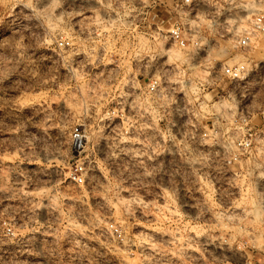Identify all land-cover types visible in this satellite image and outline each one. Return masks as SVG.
I'll return each mask as SVG.
<instances>
[{
    "label": "rangeland",
    "instance_id": "rangeland-1",
    "mask_svg": "<svg viewBox=\"0 0 264 264\" xmlns=\"http://www.w3.org/2000/svg\"><path fill=\"white\" fill-rule=\"evenodd\" d=\"M183 1L0 0V264H264V0Z\"/></svg>",
    "mask_w": 264,
    "mask_h": 264
},
{
    "label": "built area",
    "instance_id": "built-area-1",
    "mask_svg": "<svg viewBox=\"0 0 264 264\" xmlns=\"http://www.w3.org/2000/svg\"><path fill=\"white\" fill-rule=\"evenodd\" d=\"M182 5L187 6L188 11H186V15L190 16L194 11L195 3L192 0H184L181 3V6ZM179 6L180 5L177 4V7ZM254 21H255L256 27L259 30L264 31V16H256ZM168 35L170 39L173 41V43L176 44L179 48L185 49L187 47L189 39L187 37L186 31L179 25V23L175 22L171 24L170 29L168 31ZM250 43H251V38L248 36V37L242 38L238 42V45L242 48H246L250 46ZM224 73L232 80H242V83L249 82L253 76H257L259 74L257 69H248L244 64H236L231 67H226L224 69ZM146 88L149 94L154 95V94L160 93L161 87H160L159 79L152 78L151 81H149V83L146 85ZM73 136H74L75 142H79V143L82 142L83 137L81 135V132L78 129L74 131ZM248 136L249 138H251L252 134H249ZM250 146H251V139H246V137H244L242 139V150H247L248 148H250ZM73 179L79 183L83 182L82 168L78 169L74 173ZM107 232L112 237L117 239L118 241L123 242L124 240L123 233L119 228L115 226H110L107 229Z\"/></svg>",
    "mask_w": 264,
    "mask_h": 264
},
{
    "label": "bare ground",
    "instance_id": "bare-ground-1",
    "mask_svg": "<svg viewBox=\"0 0 264 264\" xmlns=\"http://www.w3.org/2000/svg\"><path fill=\"white\" fill-rule=\"evenodd\" d=\"M49 17V16H48ZM49 20V19H48ZM161 54H164V56L165 57H168V60L166 61V63L167 62H170V61H172V58H174V57H176V58H181L183 61H185L186 59H185V56H183L180 52H177V51H173V49H171V48H169V49H163L162 50V53ZM163 56V55H162ZM161 61V60H160ZM130 92V91H129ZM132 98V97H131ZM129 101V100H128ZM129 105L131 106V103H130V101H129ZM115 127L116 126H114V125H112V124H110L109 125V129H110V132L112 133V131L114 132V130H115ZM118 141V140H117ZM75 145H78L79 146V148L81 147V143H79V142H76L75 143ZM137 148V147H136ZM126 149V148H125ZM140 150V149H139ZM215 152V151H214ZM213 152V153H214ZM140 153V152H139ZM141 153H142V151H141ZM141 153H140V155H141ZM136 154V153H135ZM208 155V154H207ZM136 156V155H135ZM211 157V156H210ZM195 159V158H194ZM197 161V160H196ZM190 163V162H189ZM198 164V163H197ZM238 182V181H237ZM236 184V183H235ZM241 186V185H240ZM198 187V186H197ZM241 188V187H240ZM233 192L235 193V194H237V195H239L240 196V199H238V200H234L233 202H229V203H231V205L227 208V210L228 211H224V212H226V214H224L223 215V211L221 212L222 213V215H223V217H225V219H233L234 221H236L235 223H237V222H239V223H242V208H241V205H240V201H242V190L241 189H238V188H236V189H233ZM233 193V194H234ZM231 194V193H230ZM206 195V194H205ZM204 196V195H203ZM207 196V195H206ZM163 197V196H162ZM201 197V196H200ZM164 198V197H163ZM234 198V197H233ZM239 198V197H238ZM197 202V201H196ZM204 202V201H203ZM208 202V201H207ZM211 204V203H210ZM192 205V204H191ZM195 205V204H194ZM206 205V204H205ZM212 205V204H211ZM229 205V204H228ZM191 207H193V206H191ZM190 207V208H191ZM164 208V207H163ZM204 208V207H203ZM167 209V208H166ZM192 209V208H191ZM211 208H209V210H210ZM168 211V210H167ZM212 211V210H211ZM215 212V211H214ZM208 213V212H207ZM198 214V213H197ZM214 214V213H213ZM213 214H211V212H210V216L211 217H214V218H220L219 216V213L218 214H216V212H215V215H213ZM199 215V214H198ZM204 216H206V215H204ZM166 219V218H165ZM207 219H208V217H207ZM224 219V220H225ZM215 220V219H214ZM213 220V221H214ZM217 220V219H216ZM232 220V221H233ZM208 221V220H207ZM227 221V220H226ZM243 221H244V219H243ZM222 223H224V222H222ZM212 224V223H211ZM215 224V223H214ZM207 225V224H206ZM221 225V224H220ZM237 225V224H236ZM249 225V224H248ZM210 226V225H209ZM215 226V225H214ZM192 227V226H191ZM233 227V226H232ZM237 227V226H236ZM160 228V227H159ZM201 228V227H200ZM210 228V227H209ZM235 228V227H234ZM240 228V227H239ZM190 229H192V228H190ZM214 229V228H213ZM203 230V229H202ZM239 230V229H238ZM251 230V229H250ZM170 231V230H169ZM192 232V231H191ZM235 232V231H234ZM240 232V231H239ZM231 233V232H230ZM157 234V233H156ZM201 234V233H200ZM160 235V234H159ZM162 235V239H163V241H164V243H166L167 245L170 243H172V242H174V241H176L177 240V237L173 234V233H168V232H165V230L163 231V233L161 234ZM199 235V234H198ZM196 236L195 237V240H196V243L195 244H193V245H191V243H190V245L188 246L189 247V249H188V252H191V251H196L194 248H196V249H199V246H201V248L202 247H204L205 248V250H206V248H213L216 252H217V254L219 253H223V247H224V244H222V243H220L218 240H220V239H218L217 240V238H215V236H214V238L212 237V236H209V235H204V234H202V235H199V236ZM181 237V236H180ZM192 237V236H191ZM179 238V237H178ZM190 238V237H189ZM231 239V238H230ZM187 241V240H186ZM176 242H178V241H176ZM175 243V242H174ZM155 244V243H154ZM153 243H147L146 245L148 246V247H146L148 250H152L153 248H155ZM169 244V245H170ZM223 245V246H222ZM157 246V245H156ZM183 246V245H182ZM225 246H226V244H225ZM187 247V246H186ZM231 248V247H230ZM160 249V248H159ZM225 249H227V248H225ZM200 250V249H199ZM211 250V249H210ZM213 250V251H214ZM202 252V251H201ZM227 252H228V250H227ZM230 252V251H229ZM203 254V253H202ZM226 254V253H225ZM228 254V253H227ZM181 255V254H180ZM197 255V254H196ZM197 258V257H196ZM204 258V257H203ZM210 259V258H209ZM213 259V258H212ZM195 260V259H194ZM156 261V260H155ZM183 261V260H182ZM182 264V263H181Z\"/></svg>",
    "mask_w": 264,
    "mask_h": 264
}]
</instances>
